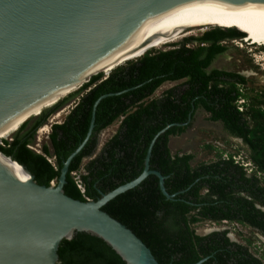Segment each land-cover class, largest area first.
<instances>
[{
    "label": "trees",
    "instance_id": "obj_1",
    "mask_svg": "<svg viewBox=\"0 0 264 264\" xmlns=\"http://www.w3.org/2000/svg\"><path fill=\"white\" fill-rule=\"evenodd\" d=\"M240 30L215 25L200 35L168 44V48L148 49L108 73L93 75L44 108L29 129L24 130L30 118L10 140L2 138V157H12L38 183L49 185L57 180L63 161L85 138L93 104L105 94L96 106L89 139L69 163L63 185L66 194L82 201L85 196L95 200L100 192L135 178L142 172L149 144L157 135L149 166L165 176L164 187L172 197L162 193L155 175L109 200L102 210L130 228L160 264H264L249 246L232 241L227 229L205 234L196 231V225L204 221H235L264 235V99L260 98L264 91L247 95L239 87L245 85V76L219 68L208 70L215 56L228 48L222 41L247 37L244 29ZM176 80L182 81L153 96L164 81ZM73 96L78 99L63 123L51 127L50 145L42 143L39 150L28 146L33 144L37 128ZM240 97L248 99L242 112L236 107ZM198 109L241 139L253 166L250 173L232 154L224 158L219 152L216 159L194 161L191 152L172 151L169 137L185 132ZM120 118L117 132L91 156L95 133ZM205 147L213 148L212 144ZM73 171H80L84 194ZM57 254L59 264H123L101 242L82 233L61 240Z\"/></svg>",
    "mask_w": 264,
    "mask_h": 264
},
{
    "label": "water",
    "instance_id": "obj_2",
    "mask_svg": "<svg viewBox=\"0 0 264 264\" xmlns=\"http://www.w3.org/2000/svg\"><path fill=\"white\" fill-rule=\"evenodd\" d=\"M223 1L0 0V121L21 105L28 111L32 100L77 74L69 88H79L93 75L104 73L97 69L99 65L106 67L120 56L144 49ZM254 1L264 4V0ZM71 91L64 95L58 91L50 106ZM105 96L95 100L87 134L63 161L56 183L40 184L12 157L8 156L23 169L0 159V264H59V243L77 233L101 242L123 264H160L130 228L101 208L155 175L162 193L172 197L164 187L165 176L149 166L157 135L149 144L142 172L135 178L100 192L95 200L75 199L64 190L69 163L90 136L96 106ZM76 99L70 98L67 104ZM50 106L32 105L29 109L33 112L12 134L25 120H33Z\"/></svg>",
    "mask_w": 264,
    "mask_h": 264
},
{
    "label": "rangeland",
    "instance_id": "obj_3",
    "mask_svg": "<svg viewBox=\"0 0 264 264\" xmlns=\"http://www.w3.org/2000/svg\"><path fill=\"white\" fill-rule=\"evenodd\" d=\"M213 27L214 25H203L200 27L188 28L187 30L179 33L177 38L164 44H160L159 46L150 47V49L168 48V44L178 42L185 36L200 35L204 31L209 30ZM249 40H252L253 44L249 43V41H242L240 38L222 41V43L226 44L228 48L218 56V58L215 60V62H213L212 65L243 74L247 81L245 85L239 87L241 88L242 92L246 93L247 95H253L255 93L264 91V47H260L264 44L255 42L252 37ZM255 43L258 44L254 45ZM177 84L178 81L166 82L155 91V95L161 94L162 91L166 88ZM73 97L75 98L76 96ZM246 98L247 97H245L244 100L247 102L248 99ZM47 102L45 104H47ZM67 103L68 102H66L61 107V109L57 110L54 114L48 117L47 121L41 126L43 127L44 125H47V129L45 131L39 132L41 127L38 129V131H36L35 140L31 145L32 147L39 150V146L42 144V142L47 140V132L50 130V122L62 120L65 114L70 110V106L73 105V103ZM31 110L32 109L15 113L4 121L6 122L5 124L4 122L1 123L0 139L1 136H5L8 140H10L11 136L13 135L12 132H14V130H16L17 128L16 127L11 132V130H9L10 127L13 124L19 123V121L27 116L26 114H28ZM207 115L208 114L205 113L203 109H199L190 127L184 133L171 137L170 147L172 151L191 152L194 154V161H209L216 159V154L219 152L222 154V156L223 154H226L227 156L229 154H232L236 156V159L240 162V164H242L243 166L247 164L245 168L247 172L250 173L253 166L249 159L246 157L247 154L242 148L243 144L241 139L228 134L224 130L220 122H213L208 120ZM12 119H14L13 122L11 121ZM10 121L12 123H10ZM117 124L118 121L102 130L100 134L99 146H101V144H103L107 140V138L112 135V133L116 130ZM205 144H212L213 148H206ZM86 160L87 159H84L82 164H84ZM52 183H56V180H53ZM262 183L264 184V180L262 181ZM222 229H227L228 235L233 240L249 246V249L253 253L260 256L264 262V235L252 229L250 226L244 225L242 223H237L235 221H221L218 223L204 221L196 225V231L198 233H207L212 230Z\"/></svg>",
    "mask_w": 264,
    "mask_h": 264
},
{
    "label": "bare ground",
    "instance_id": "obj_4",
    "mask_svg": "<svg viewBox=\"0 0 264 264\" xmlns=\"http://www.w3.org/2000/svg\"><path fill=\"white\" fill-rule=\"evenodd\" d=\"M203 25H214V26L215 25H221V26H227V27H234V26L239 27L242 29V31L244 29V32H246V34H248L247 37L244 36L245 37L244 40H247V41H250L251 43H253L252 40H249L252 37V39L255 42H259L261 44H264V4L257 2V1H254V0H225L222 3L218 4L217 6H215L214 8H212L211 10H209L207 13H205L199 19H197L193 22H190V23H188V24H186V25H184V26H182V27H180V28H178V29L154 40V41H152V42H150L148 44V46H146L144 48L145 50L141 49V47H139V48L123 55V56H120V57L108 62V65L106 67H103L102 64L99 65V67L97 69H102L104 71V73H108L112 68H114L113 66L115 64H117V63L121 64L128 59L130 60V59H133L135 57H139L146 50L150 49V47L159 46L160 44H164L166 42H169V41L177 38L179 33L183 32L184 30H187L188 28L200 27ZM249 34H250V36H249ZM142 50H144L143 53H141ZM109 66H111V67H109ZM77 75H79V74H77ZM76 76H73L72 78L66 80L65 82L59 84L58 86H56L53 89L49 90L48 92L44 93L42 95V97L40 96V98L36 99V101L39 99L38 100L39 102H36V101L34 102L32 100V102H30V105L27 107L28 110L32 105H33V107L36 105H39L38 106L39 108L50 106L52 104V102L49 103L47 101L54 100V98L56 97L55 95H57L58 91L62 90L61 95H64L66 92L77 88L78 85H75V87H73V89L69 88L70 84H71L69 81H71V79H73ZM46 102H47V104H45ZM25 110L26 109L24 108V105L19 106V108L12 111V113L9 114L7 116V118L2 119L0 121V124L3 123L5 120H7L11 115L18 113V112L25 111ZM35 110H37V109H35ZM30 112H33V111L31 110ZM28 114H30V113H28ZM28 114H26V115L28 116ZM19 117H21V116H19ZM14 119H12L11 121L13 122ZM11 121H10V123H12ZM20 122H21V120L19 121V123ZM5 123L6 122H4V124ZM19 123L13 124L9 130H11V132H12L17 127V125ZM46 129H47V125L46 126L44 125L43 127H41L39 132H43ZM2 138H7V137L1 136V139ZM1 139H0V142H1ZM2 156L3 155L0 153V159L1 160L5 161L11 165H13V164L15 166L17 165L16 167L22 168V166H20L17 162L13 161L9 157H7V158L10 159V161L13 164L11 162H9V160L7 158L5 160L4 159L5 157L3 156L4 157L3 158Z\"/></svg>",
    "mask_w": 264,
    "mask_h": 264
},
{
    "label": "flooded vegetation",
    "instance_id": "obj_5",
    "mask_svg": "<svg viewBox=\"0 0 264 264\" xmlns=\"http://www.w3.org/2000/svg\"><path fill=\"white\" fill-rule=\"evenodd\" d=\"M223 53V52H222ZM221 53H219L218 55H216L215 56V58L212 60V62H211V64H210V66L208 67V70L209 69H211V68H219V67H215V66H213L212 64H213V62H215V60L218 58V56L220 55ZM219 69H223V70H226V71H232V70H228V69H225V68H219ZM234 72H236V71H234ZM236 73H238V74H240V75H243V74H241V73H239V72H236ZM244 76V75H243ZM224 78H226V79H231V80H233L234 78H228V77H224ZM176 81H178V83H180L182 80H176ZM166 82H174V81H164L161 85H163L164 83H166ZM160 85V86H161ZM159 86V87H160ZM239 86H241V85H239ZM158 87V88H159ZM157 88V89H158ZM156 89V90H157ZM167 89V88H166ZM165 89V90H166ZM155 90V91H156ZM164 91V90H163ZM162 91V92H163ZM240 91H242L241 90V88H240ZM261 93V92H260ZM162 94V93H161ZM161 94H158V95H155V92H154V94H153V96H160ZM260 98H263L264 99V97H260ZM69 100V99H68ZM67 100V101H68ZM67 101H64L55 111H54V113L57 111V110H59V109H61V107L67 102ZM73 106L74 105H72V106H70V109H72L73 108ZM199 110V109H198ZM198 110L196 111V114H197V112H198ZM70 111V110H69ZM68 111V112H69ZM67 112V113H68ZM54 113H52V114H54ZM67 113L65 114V116L67 115ZM51 114V115H52ZM196 114H195V117H196ZM50 115V116H51ZM65 116L63 117V119L62 120H60V121H53V122H50V124H49V131L47 132L48 134H47V140H45L44 142H42V143H46V144H48V145H50V140H49V133H50V131H51V127H52V125L53 124H60V123H63V121H64V119H65ZM48 119V118H47ZM116 121H118V124H117V127H116V130L112 133V135L114 134V133H116L117 132V130H118V128H119V125H120V121H121V118L120 119H116V120H114L111 124H113L114 122H116ZM213 122H217V121H213ZM219 122V121H218ZM94 123V122H93ZM221 123V122H220ZM32 124H33V120H30L27 124H26V126H25V128H24V130H27V129H29L31 126H32ZM110 124V125H111ZM90 125V124H89ZM110 125H108V126H110ZM42 126V125H41ZM41 126H39L38 128H37V130L36 131H38V129L41 127ZM107 126V127H108ZM94 127V126H93ZM107 127H105V128H107ZM105 128H103V129H105ZM103 129H101L100 131H98L97 133H95V138H96V142H95V146H94V150H93V152H92V155L91 156H93V155H96L97 153H99L100 151H101V149H102V147H103V145H104V143L112 136H109L108 138H107V140L103 143V144H101V146H99V140H100V134H101V132H102V130ZM92 130H93V128H92ZM36 133V132H35ZM91 133H92V131H91ZM184 133V132H183ZM182 134V133H181ZM91 135V134H90ZM180 135V134H179ZM173 136H175V135H172V136H170L169 137V141H170V139H171V137H173ZM90 137V136H89ZM89 137H88V139H89ZM87 139V140H88ZM34 140H35V135H34ZM84 140V139H83ZM82 140V141H83ZM87 140H86V142H87ZM82 141H81V143H82ZM85 142V143H86ZM85 143L81 146V148H80V150L82 149V147L85 145ZM80 145V144H79ZM78 145V146H79ZM41 146V145H40ZM40 146H39V148H40ZM77 146V147H78ZM52 150L53 149H51V152H52ZM79 150V151H80ZM78 151V152H79ZM83 169V168H82ZM206 233V232H205ZM205 233H200V234H205ZM208 233V232H207ZM260 233V232H259ZM228 235V234H227ZM263 235V234H262ZM229 236V235H228ZM229 238L232 240V241H235V240H233L230 236H229ZM237 242V241H236ZM251 251V250H250ZM252 252V251H251ZM255 254V253H254ZM257 257H259V258H261L260 256H258L257 254H255ZM261 260H262V258H261ZM262 262H263V260H262ZM264 263V262H263Z\"/></svg>",
    "mask_w": 264,
    "mask_h": 264
},
{
    "label": "built area",
    "instance_id": "obj_6",
    "mask_svg": "<svg viewBox=\"0 0 264 264\" xmlns=\"http://www.w3.org/2000/svg\"><path fill=\"white\" fill-rule=\"evenodd\" d=\"M246 101L244 100V98L242 97V98H238L237 99V101H236V107H237V109L239 110V111H243L244 110V103H245ZM0 144H2V141L0 142ZM28 146H30L31 148H34V147H32L31 145H28ZM35 149V148H34ZM223 157L224 158H228L227 157V155L226 154H223ZM233 157V159H234V161L235 162H238V160L236 159V156L235 155H233L232 156ZM49 159V158H48ZM50 160V159H49ZM247 165V164H246ZM246 165H244V166H246ZM80 172V171H79ZM79 172H77V171H73L72 172V175L74 176V179H75V182H76V184H77V186H78V188L80 189V191L84 194V187H83V184H82V182H81V179H80V177H79ZM85 198L86 199H89L88 197H86L85 196Z\"/></svg>",
    "mask_w": 264,
    "mask_h": 264
},
{
    "label": "clouds",
    "instance_id": "obj_7",
    "mask_svg": "<svg viewBox=\"0 0 264 264\" xmlns=\"http://www.w3.org/2000/svg\"><path fill=\"white\" fill-rule=\"evenodd\" d=\"M227 28H231V27H227ZM233 28H235V27H233ZM237 29V28H236ZM243 32V31H242ZM244 34H245V32H244ZM242 41H247V40H244L245 39V37L243 36L242 38H240ZM248 42V41H247ZM249 43H251L250 41H249ZM251 44H253V43H251ZM258 43H255L254 45H257ZM259 46V45H258ZM260 47H264V46H260ZM34 149V148H33Z\"/></svg>",
    "mask_w": 264,
    "mask_h": 264
},
{
    "label": "crops",
    "instance_id": "obj_8",
    "mask_svg": "<svg viewBox=\"0 0 264 264\" xmlns=\"http://www.w3.org/2000/svg\"><path fill=\"white\" fill-rule=\"evenodd\" d=\"M170 142V141H169ZM182 152V151H181ZM184 152V151H183Z\"/></svg>",
    "mask_w": 264,
    "mask_h": 264
}]
</instances>
